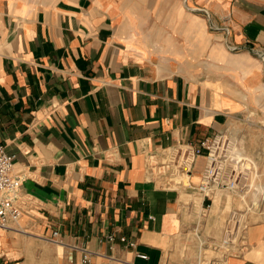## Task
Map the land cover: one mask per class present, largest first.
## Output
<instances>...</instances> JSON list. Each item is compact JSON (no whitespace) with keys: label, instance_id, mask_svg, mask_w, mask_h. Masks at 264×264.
I'll return each mask as SVG.
<instances>
[{"label":"crops","instance_id":"0c3cea01","mask_svg":"<svg viewBox=\"0 0 264 264\" xmlns=\"http://www.w3.org/2000/svg\"><path fill=\"white\" fill-rule=\"evenodd\" d=\"M247 112L264 123V0H0V144L22 209L0 264H80L83 247L89 264H264V214L220 254L213 195L230 188L198 191L203 156L186 180L176 167Z\"/></svg>","mask_w":264,"mask_h":264},{"label":"rangeland","instance_id":"374dc122","mask_svg":"<svg viewBox=\"0 0 264 264\" xmlns=\"http://www.w3.org/2000/svg\"><path fill=\"white\" fill-rule=\"evenodd\" d=\"M232 126H235L236 130ZM232 130L233 133L238 132L240 134L241 147L245 151V155L238 165H229V163L224 165L222 169L223 176L225 179L233 180L235 185L232 189H222L220 191L223 193V190H227L232 194L234 201L241 200V207L237 205L238 203L233 202L230 211L224 214L225 204L220 206V208L223 207L220 212L223 213L222 222L225 229L224 239L226 240L225 243H221V248L218 251L220 254L236 251L242 242V235L245 233L246 227L264 214V123L250 112L231 120L221 132L222 135L219 136L221 139L218 142L215 140V146L216 148L218 146L217 150L221 152L219 155H223L224 158H227V155L224 156L227 150L222 147L224 143L222 140H228ZM226 136L227 138H225ZM244 165H247L246 168H243ZM259 184L263 185L261 192L257 188ZM225 198V193H223L221 199L223 203L226 200ZM233 213L241 214V217L244 218L241 225L239 223L240 227L234 230L236 236L229 237L232 224L235 221V218L232 217ZM218 256L222 258L223 255Z\"/></svg>","mask_w":264,"mask_h":264},{"label":"built area","instance_id":"2783aa9c","mask_svg":"<svg viewBox=\"0 0 264 264\" xmlns=\"http://www.w3.org/2000/svg\"><path fill=\"white\" fill-rule=\"evenodd\" d=\"M222 134L219 133L212 138H205L199 142V145L192 147H184L181 150L177 158V168L179 170H185L186 173L190 171V159L189 153L192 155L203 156L205 160V168L201 175V180L198 185V191L202 193L204 197H209L213 186V178L216 176V169H212L208 166V163H213L216 158L221 159L214 153L215 140ZM13 155L8 154L5 151L4 145L0 144V227L7 228L11 222L16 221L22 213L21 206L14 200V192L19 184L18 179L12 174L13 167ZM218 169V168H217ZM213 175V177H212ZM217 186H224L233 188L235 183L233 180L225 179L222 174V169L218 172ZM226 180V181H225ZM58 236V231L52 232V239L55 241ZM107 239L112 241L114 239L113 234H108ZM119 240L127 242L128 245L134 246L133 240H127L125 236H120ZM137 256L143 259H147L148 256L145 253H137ZM90 263V252L86 248H81L80 264Z\"/></svg>","mask_w":264,"mask_h":264},{"label":"bare ground","instance_id":"6f19581e","mask_svg":"<svg viewBox=\"0 0 264 264\" xmlns=\"http://www.w3.org/2000/svg\"><path fill=\"white\" fill-rule=\"evenodd\" d=\"M160 50V49H159ZM235 127V126H234ZM235 129V128H233ZM236 130V129H235ZM225 136V135H224ZM223 137V136H222ZM227 138V136L225 137ZM221 138L218 137V139H216V141L218 142V140H220ZM223 143V148L225 147V150H227V153L224 155L226 156L227 155V158H224L223 155H219V153H221L220 151H218V146L216 148V146H214V153L219 156L220 158H222L221 160H218L216 158V160L213 162V163H208V166L211 167L212 169H216V174L218 175V172L223 169L224 165L229 163V165L231 164H237L240 162L241 158L245 155V151L243 150V148L241 147V139H240V134L238 132H234L233 133V130L230 134V138L228 140H225L224 141L222 140ZM222 149V148H221ZM220 149V150H221ZM222 151V150H221ZM217 152V153H216ZM230 159V161L228 162V160ZM245 164V163H244ZM247 165H244L243 168H246ZM218 168V169H217ZM227 168V167H226ZM180 175H179V180H186L188 178L185 170H181V172H179ZM228 174V173H227ZM216 175V176H217ZM214 176V180H213V186L215 188H217V185H216V182H217V177ZM213 177V175H212ZM258 190H263V185L262 184H259L257 186ZM231 189V188H230ZM225 193V196H226V200H225V208H224V214L226 212H229L230 211V207L232 205L233 202H236L238 203L237 205L241 207V200H238V201H234L233 197H232V194L227 191V190H223ZM264 191V190H263ZM261 192V191H260ZM220 190H216L214 192V195H213V207L212 209L215 210V209H218V205H219V202L222 198V194H223ZM257 194V193H256ZM255 196V195H254ZM195 201L197 203H200L201 201V198L198 196L195 198ZM196 205V204H195ZM201 209V208H200ZM235 212V211H234ZM232 217L235 218V221L233 222L232 224V230H230L231 234H229L230 236L229 237H235L236 236V231H234L237 227H240L239 226V223L241 225L242 223V219L244 217H241V214H236V213H233L232 214ZM228 237V238H229ZM229 240V239H228ZM222 264V263H221Z\"/></svg>","mask_w":264,"mask_h":264}]
</instances>
